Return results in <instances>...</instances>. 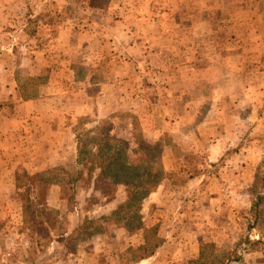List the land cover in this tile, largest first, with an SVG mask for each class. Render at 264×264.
<instances>
[{
	"label": "rangeland",
	"instance_id": "1",
	"mask_svg": "<svg viewBox=\"0 0 264 264\" xmlns=\"http://www.w3.org/2000/svg\"><path fill=\"white\" fill-rule=\"evenodd\" d=\"M213 1L0 0V106H21L17 94L34 97L45 85L42 93L64 90L70 102L90 97L87 113L68 120L67 154L49 166L30 127L0 119V264H69L66 252L77 250L76 264H187L212 250L242 255L230 264H264V201L256 219L252 205L263 187L251 190L258 169L264 175V16L234 15L248 0H219L227 8ZM124 78L126 87L141 85L127 109L103 96L122 94ZM186 104L199 111L192 119ZM206 116L233 137L214 162L206 159L216 147L206 137L212 126L202 138L194 132ZM110 131L139 147L130 161L142 156L153 169L150 193L140 204L135 198L121 209V202L109 219H78L98 198L127 197L122 184L79 175L96 167L94 139ZM13 137L26 143L15 146ZM78 141L79 167L68 154ZM141 141L156 144L155 156ZM200 173L204 185L188 188ZM54 181L61 192L47 197ZM93 187L98 196L89 198ZM46 199L63 204L51 208ZM246 238L254 250L236 247ZM48 249L55 258H42Z\"/></svg>",
	"mask_w": 264,
	"mask_h": 264
},
{
	"label": "crops",
	"instance_id": "2",
	"mask_svg": "<svg viewBox=\"0 0 264 264\" xmlns=\"http://www.w3.org/2000/svg\"><path fill=\"white\" fill-rule=\"evenodd\" d=\"M215 1L218 2V8L219 7H221V8H227L228 7V3H226V2H224L223 4L220 5L219 0H214L213 2H215ZM247 3H248V6L246 5L245 7H243L242 11H240V12H235L237 14H234V15L239 14V15H243L246 17H254L257 15V13L259 11L262 10V16H264V0H248ZM256 3H257V5H256ZM206 5L207 4L204 2V6H206ZM229 14H231V11ZM61 28H68V27H61ZM70 28H72V27H70ZM118 32H120L121 34H125L128 32V29H125L123 27L121 29H118ZM138 32H140V31H138ZM260 71H262V73L264 74V68H262ZM71 75L74 76L75 74L71 73ZM123 82H124V87H123L124 90H123L122 94L120 93L118 95V97H115V96L112 97L111 94L108 95L106 93H103V96L105 98L108 97V99L109 100L111 99V101H115V103L120 108L123 107L124 109H127L128 104L130 105V107L132 106L130 103H128V101H132L133 94L135 95V100L139 99V95L136 93H140V89H141L140 86L141 85L136 84L137 81H135L134 83L136 84V87L133 89L132 85H128L126 87L127 81L125 80V78H124ZM45 86H43V87L40 86L38 89V93L34 97H29L27 99H24L23 97L20 96V94H17V95H19V97H18L19 100L22 101L21 106H13V107H11V106H7V107L0 106V119L1 120L7 119L10 121V123L17 122V123H21L23 127H30L29 133H30V136L32 138V141H34V146L35 147L40 146V148L42 147V150H41L42 151V157L44 158L45 162H47V165L49 166L48 162H52L53 164L57 161L61 162L62 158L65 157L64 155L67 154L66 152H64V149L61 152V149H62L61 144H66V145L68 144L67 142L65 143V141H63V140L66 137L69 138V135L72 138H74L72 130L68 127V124H69L68 120L70 118H73V117H81L87 113V111L89 109L88 104H89L90 97H89V95H86L87 101H85L82 96L79 97V95H75L74 100H72L70 102L68 100L70 98V96H68L64 90L50 91V92H43L42 93L41 88L43 90ZM108 88L110 89V85L108 86ZM54 90H56V89H54ZM107 93H108V91H107ZM109 93H110V91H109ZM198 94H199V97L206 98V95L204 93H200V91H199ZM128 96H130V97H128ZM130 110L134 111V109H131V108H130ZM213 110L214 109L211 107L210 111H213ZM135 111H137V110H135ZM184 112L187 114V116L190 115V118H191L192 117L191 115L194 116V112L196 113L199 111L192 110V106H190L189 104H186V105H184ZM198 123H199V126L194 127V132L197 131L199 134V135L198 134L197 135L200 136L201 138L206 135L203 131L204 129H202V128L208 127L209 125L212 126V128H210L212 132L210 133V135H206V137L211 136V138L213 139V142H214V143L212 142V146H216V147L213 148L210 145L212 147L211 150L213 152L207 154L206 159L208 161L214 162V160L217 158L216 156L213 155V153L216 151V148H219V150H221V148H224V147L226 148V147L234 144V143H232V141H230V140H233V137L231 135L224 136V135H222V133L220 134V132H219L220 129H218V127H221V125L216 124L215 122H212L210 120V118H208V116H206V118L199 119ZM25 130H26V128H25ZM111 131L109 132L110 134H111ZM230 133H232V132H230ZM62 138H64V139H62ZM12 139L14 140L15 137H13ZM15 140H17L14 143L15 146H17V145L22 146L23 144L26 143L25 141L20 140V139H15ZM73 145L74 144H71L69 146L70 153H68V154L73 156V159H72L73 164L75 166L79 167L82 161H80L78 159L77 148L75 146L73 147ZM166 147H167V151L172 149L171 144H169ZM99 173H100V169L97 167H94V169H91L87 173L80 172L79 175L81 177L82 176L83 177L84 176H87V177L90 176L91 179L93 180V183H94V180H96V181L99 180ZM201 175H202V173H200L199 175L196 174V176L194 175L193 177H189L188 180L185 182L187 187L188 188H191V187L197 188L199 186L204 185L202 183V177H200ZM101 181L111 182V180L109 178L100 179V182ZM164 181L165 180H163V183L158 184L156 189L154 191H152V193L154 195H156V196H158V194L162 195L163 188L165 186V185L163 186V184H165ZM61 188H62V185L59 181H54L52 183H49L47 186L48 192H47L46 196L49 197V193L50 194L53 193V190H55L56 193L60 194ZM73 188L78 189V187H76V186ZM96 190L97 189L94 187L90 188L87 196L89 198H93V197L98 196V193ZM125 199H126L125 195L122 198H120V200L118 202H117V199H115V198L107 199L104 197L103 200H100L98 198L91 205H89L87 208L82 209L81 212L77 214V217H78V219L83 218V219H89V220H98V219H101L103 217H106V218L110 217L112 212L117 208V206L121 202H124ZM157 201H159V197H158ZM62 204L63 203H61V202L60 203H53V201H50L48 199H46V202H45V205L49 206L51 208H61ZM76 210H77V207H74V211L71 209V211H73L72 215H74ZM67 234L68 233H65V236ZM55 242H57V241H51V244L54 245ZM82 252L86 258H89L90 255H92V253H90V251L86 252V251L82 250ZM80 253H81V250H77L74 252H66V255L68 256V258L70 256V259H69L70 263L69 264H76V260H77L78 255ZM52 254L54 255L53 258H55L57 255L56 253H54L50 249H48V250L42 252V258L43 257H45V258L50 257V256H52ZM96 254L98 255L100 253H96ZM73 257L76 258V260L74 259V261H73L74 263L71 261ZM147 257L148 258L153 257V253ZM147 257H145V258H147ZM140 260H142V259H140ZM140 260H137V262H134V263L135 264H143L141 262H138ZM50 264H60V263L57 261L56 263L50 262Z\"/></svg>",
	"mask_w": 264,
	"mask_h": 264
},
{
	"label": "trees",
	"instance_id": "3",
	"mask_svg": "<svg viewBox=\"0 0 264 264\" xmlns=\"http://www.w3.org/2000/svg\"><path fill=\"white\" fill-rule=\"evenodd\" d=\"M23 98L27 99L29 97L24 96ZM140 144L145 146L150 151H153L154 155H150L155 156L157 149L156 144H150L147 142L144 143L143 141H141ZM93 146L96 150V153L94 154L95 159L97 160L96 167L100 169L99 179L109 178L112 184H122L127 188V197L120 208L129 207L130 202L134 201L135 198L137 199L138 204H140L142 199H144L150 193V188L145 189V185L147 184L146 182L152 177L153 169L149 170L148 167L144 166L146 161L142 158V156L141 160L138 159V161L135 163L130 161V153L135 156L138 154L137 152H140L139 147H137L136 144L132 146L125 141L112 139L109 136V132L100 139L95 138ZM149 150L147 151L150 152ZM83 154V150L81 149V145L79 143V145H77V155L80 161H82L80 156ZM144 172H146L147 176ZM259 185L263 187V190L257 193L256 201L252 203L253 210L255 212V219L261 216V212L263 210L259 208L264 201V175H260L258 169V175H256V178L251 186V190L255 189ZM117 209L112 212L110 217L116 214ZM110 217H103L101 219H109ZM90 221L93 222L94 220ZM255 243L256 241H249L248 238H246L245 241H238L236 243V247L241 249V246H243L242 250L244 249V251H252L255 249ZM210 247L213 248L214 245H210ZM240 260H243L241 254L226 256L224 253L221 256L218 252H214L212 250L210 254L200 255L198 258L188 261L187 264H230L231 262L240 263Z\"/></svg>",
	"mask_w": 264,
	"mask_h": 264
}]
</instances>
